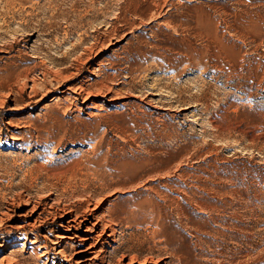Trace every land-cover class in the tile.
Returning a JSON list of instances; mask_svg holds the SVG:
<instances>
[{
  "label": "rangeland",
  "instance_id": "374dc122",
  "mask_svg": "<svg viewBox=\"0 0 264 264\" xmlns=\"http://www.w3.org/2000/svg\"><path fill=\"white\" fill-rule=\"evenodd\" d=\"M87 207L103 264H264V0H0V260Z\"/></svg>",
  "mask_w": 264,
  "mask_h": 264
},
{
  "label": "bare ground",
  "instance_id": "6f19581e",
  "mask_svg": "<svg viewBox=\"0 0 264 264\" xmlns=\"http://www.w3.org/2000/svg\"><path fill=\"white\" fill-rule=\"evenodd\" d=\"M29 212L32 214H36V217L34 218V223L32 224L33 226L35 223L42 222V214L44 212V209L41 207L40 204L32 205ZM58 215H59L58 218L61 219L59 221L58 227H63L64 229L70 230V229H77L83 224L86 225H85L84 234L75 233L73 234V236H69V238H67V236L65 235H62L60 236L61 240H54V241L50 240L51 244L53 245L52 250L54 251V254L56 256L61 255L63 260L69 261L71 257L67 259L68 255L65 252V246L61 241L63 239L69 241L74 240V246H73V251L75 252L74 254L84 255V257L77 260V264H103V262L106 259V254L104 250L105 244L108 242L107 239H109V237H112L113 235L112 234L113 229L109 224V221L107 220L108 217L105 215V212L98 213V209L96 207H92V208L87 207L80 214L75 213L73 209H65L62 210ZM66 218L68 219L66 220ZM27 225L32 226L31 224H27ZM24 229L25 226L23 224H19L16 228V230L19 232L23 231ZM107 231H110V233L106 236L105 234ZM22 237L23 236L20 234L17 236V239L20 240ZM23 238H24V242L28 241L31 244L30 247L32 249L34 248L36 251L39 250L41 252V256L43 255L45 256V254L48 255L51 252L48 249L47 245H40V244L37 245L38 243L37 237L35 240L28 239L27 236ZM5 261L6 260L1 259L0 264H3ZM147 261L148 259L144 258V260H142V262L138 264H145L147 263ZM135 263H137V257L133 255L129 258L128 262H126V264H135ZM15 264H20V263L18 261Z\"/></svg>",
  "mask_w": 264,
  "mask_h": 264
}]
</instances>
